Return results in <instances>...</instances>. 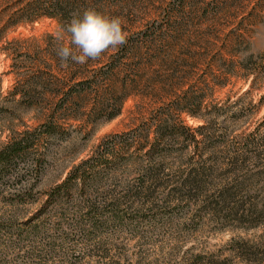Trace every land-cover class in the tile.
<instances>
[{
    "label": "rangeland",
    "instance_id": "1",
    "mask_svg": "<svg viewBox=\"0 0 264 264\" xmlns=\"http://www.w3.org/2000/svg\"><path fill=\"white\" fill-rule=\"evenodd\" d=\"M87 8L120 17L126 42L62 65L57 32ZM172 21L181 35L158 37ZM165 118L171 154L148 163ZM25 132L36 163L25 172L30 160L17 161L20 179L0 182V264H264V216L252 223L230 210L263 202L264 0H0V147ZM98 148L113 153L99 166L98 199L145 180L160 188L157 215L120 210L116 221L100 215V229H49L79 200L38 216L46 191ZM190 157L211 171L210 190L238 182L249 196L225 209L172 200Z\"/></svg>",
    "mask_w": 264,
    "mask_h": 264
},
{
    "label": "trees",
    "instance_id": "2",
    "mask_svg": "<svg viewBox=\"0 0 264 264\" xmlns=\"http://www.w3.org/2000/svg\"><path fill=\"white\" fill-rule=\"evenodd\" d=\"M182 27L183 23L172 21L161 29V33L158 37H175V35H181ZM167 64L170 65L171 68V66L173 65V61ZM189 113L192 116H196L193 111ZM156 118L155 120H152H154L155 122ZM172 122L173 121H171L169 118H165L164 122H161L157 126V129L155 130L154 140L153 142L148 143L149 145H147V151L145 152L148 163L157 162L156 160L158 157H167L171 154L167 147L161 144L160 139L170 136L168 134L171 133H165V131L167 130V128L173 127ZM203 127L204 126L198 127L197 131L203 129ZM48 134V132H44L41 133L39 137V141L44 142V145L48 144V139L51 136L50 134ZM26 135L27 132H25L22 137H20V135L18 137H11L0 147V182L4 183V185L7 181H13L14 177L20 179V176L17 175H21V169L15 167L17 161L26 160L25 157L30 160V164H24L28 167H23L25 169V172L29 171L30 168L33 167L36 163V161H34V159L31 157L34 156L31 154V150L33 147H31V143L29 144L27 142ZM34 138L36 139V137ZM96 153L93 154L92 157L81 160L79 163L73 164L66 177L61 182L51 186L48 191H46L45 199L36 213V215L38 216H42L46 212H49L51 208L58 209V207L61 208L62 205H68L71 204L72 201L75 202L79 200L78 204H75L76 206L71 207V215H66L65 213H62V211H59V214H61V216H67L66 222H60L58 226H54V222L51 221L48 224L49 229H68L70 231L73 230L75 232H81L79 228L82 224L91 227L92 230L100 229L102 225L100 224L102 222L98 221L100 215H105L108 220L112 219L113 221H116V219L120 216V210H122L123 212L136 209L137 212H141L143 209H146L149 213H152L149 216L150 219L155 218V216L157 215L156 210L153 208L152 204L153 200H155V198L157 197L156 192L159 186L145 185V180L137 183L135 185L137 187H128L123 191L122 194H120V192H118L117 190H114V195L112 198L106 197L104 199H98L99 197L96 192L101 186L100 178L102 173V169L99 166L102 165L105 167V161L108 159V155H112L113 153L106 152L104 151V149L101 150V148H98ZM194 158L195 157H190L188 159L190 161L188 162H190L191 164L196 162V165L190 167L188 172L186 174H183L182 179L178 182V184L171 188L170 192L172 193V200H178V198L182 197L189 199L201 198L205 200L204 204H206L207 207H209L208 204H217L218 208H222V204H228L232 202L234 203L237 202L238 199L249 196V188L238 182L234 183L230 187L220 185L210 190L208 187L209 184H207V178L210 177L211 171L209 170V168L199 165V161L197 159L194 160ZM231 172L237 173L239 171L233 169ZM144 176L148 177V173H146ZM19 184L22 187L20 192H25V185L23 181L21 180ZM2 188L4 187L2 186L0 190ZM109 192H112V190L110 189ZM262 192L263 191L260 190V192L257 193L263 200L261 207H258L256 203H251V206L249 208H246V204L241 203L239 206H235V208L232 207L230 210L239 218L250 220L252 223H257L258 221L256 219L264 216V195H261ZM244 194H246V196ZM82 197H84L85 200L81 201ZM210 199L212 200L211 202L209 201ZM22 200L23 199L20 198L19 202H24ZM215 206L209 209V211L205 210L204 212L207 214L214 213ZM202 207L204 206L202 205ZM100 208L103 211H101ZM81 211L84 217L81 215L82 218H77ZM77 219H80L81 221ZM1 231H4L2 227H0V232ZM33 234H36V231H33V229H29L28 233L24 234V236Z\"/></svg>",
    "mask_w": 264,
    "mask_h": 264
},
{
    "label": "clouds",
    "instance_id": "3",
    "mask_svg": "<svg viewBox=\"0 0 264 264\" xmlns=\"http://www.w3.org/2000/svg\"><path fill=\"white\" fill-rule=\"evenodd\" d=\"M67 34V43H63ZM127 39L120 17L104 14L95 8H87L75 14L66 26L57 32L61 41L56 55L61 64H84L97 60L109 49L122 46Z\"/></svg>",
    "mask_w": 264,
    "mask_h": 264
}]
</instances>
